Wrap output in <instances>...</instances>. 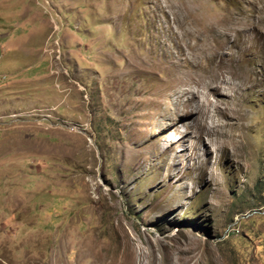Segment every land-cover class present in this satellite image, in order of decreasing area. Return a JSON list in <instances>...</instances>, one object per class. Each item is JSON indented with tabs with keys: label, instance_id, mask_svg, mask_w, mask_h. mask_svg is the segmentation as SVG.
Masks as SVG:
<instances>
[{
	"label": "rangeland",
	"instance_id": "374dc122",
	"mask_svg": "<svg viewBox=\"0 0 264 264\" xmlns=\"http://www.w3.org/2000/svg\"><path fill=\"white\" fill-rule=\"evenodd\" d=\"M0 264H264V0H0Z\"/></svg>",
	"mask_w": 264,
	"mask_h": 264
},
{
	"label": "bare ground",
	"instance_id": "6f19581e",
	"mask_svg": "<svg viewBox=\"0 0 264 264\" xmlns=\"http://www.w3.org/2000/svg\"><path fill=\"white\" fill-rule=\"evenodd\" d=\"M221 49V48H220ZM225 72V71H224Z\"/></svg>",
	"mask_w": 264,
	"mask_h": 264
}]
</instances>
